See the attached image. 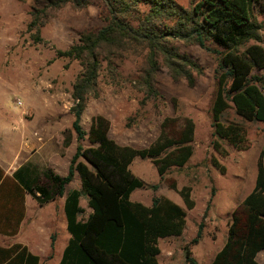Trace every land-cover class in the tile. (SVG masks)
<instances>
[{
	"label": "trees",
	"instance_id": "16d2710c",
	"mask_svg": "<svg viewBox=\"0 0 264 264\" xmlns=\"http://www.w3.org/2000/svg\"><path fill=\"white\" fill-rule=\"evenodd\" d=\"M92 0H35L28 30L39 33L49 12L67 4L86 8ZM106 7L105 25L87 31L59 57L80 62L83 70L73 84L74 117L72 129L77 136L76 153L66 176L53 169L39 170L23 164L13 176L0 167V236L18 233L25 216L26 196L44 205L65 197L64 213L70 235L58 264H159L162 239L180 237L186 228V210L166 196H155L151 205L131 200L141 188L154 190L136 177L131 165L136 158L149 159L161 178L172 168L184 167L194 154L195 123L188 117L165 118L155 141L146 148L122 145L110 136V121L96 115L89 132L81 122L90 95L95 93L103 69L116 71L119 61L130 55L145 54L142 76L137 83L146 99L157 95L155 75L166 67L175 80L186 79L195 85L199 65L175 46V40L193 43L216 56V93L212 105L213 149L226 155L222 142L237 150L249 147L242 122L264 125L263 0H198L190 8L175 0H102ZM140 5L149 10L141 12ZM135 23V24H133ZM39 35V34H37ZM38 41L40 37L36 38ZM106 66V68H104ZM233 109L236 120L225 122L224 115ZM88 138L90 146L81 144ZM65 143H71V136ZM212 164L225 173L226 168L213 157ZM76 172L81 189L67 190ZM188 209L195 206L191 188L178 190ZM87 198L92 212L82 218L80 205ZM204 234L200 223L191 245ZM55 248V236L52 238ZM264 251V160L260 157L254 189L232 212L228 236L212 264H261L257 256ZM188 264H199L185 248ZM40 257L21 244H0V264H40Z\"/></svg>",
	"mask_w": 264,
	"mask_h": 264
},
{
	"label": "rangeland",
	"instance_id": "374dc122",
	"mask_svg": "<svg viewBox=\"0 0 264 264\" xmlns=\"http://www.w3.org/2000/svg\"><path fill=\"white\" fill-rule=\"evenodd\" d=\"M175 1L190 9L198 0ZM34 2L0 0V161L6 163L10 172L28 156L29 150L36 149L28 147L29 138L36 131L42 134L38 141L47 144L51 156L58 152L63 159L71 158L70 150L78 145L72 129L73 119L70 121L73 118L70 112L74 104L73 84L83 68L79 61L59 57L57 52L76 44L83 32L97 31L105 25L103 1L92 0L86 8L67 4L52 10L39 33L36 29L29 31ZM139 9L143 13L149 7L140 5ZM257 18L263 23L261 44L264 46V14L258 13ZM37 37H40L39 41ZM173 42L182 54L192 58L200 67L201 71L194 74V86L184 78L175 80L166 67H161L155 75L157 95L147 100L137 83L142 76L146 53L130 55L119 61L116 71L103 69L95 91L97 95L89 96L81 125L89 132L92 118L102 115L111 123V138L119 144L141 149L157 139L165 118L188 117L194 121V154L184 167L172 168L161 178L149 159L136 158L133 161L132 173L149 186L159 184V188L137 189L131 200L149 206L155 196L169 195L187 212L183 234L159 241V264H188L186 247L199 264H212L226 242L232 212L254 189L258 161L261 156L264 160V125L242 122L248 149L237 150L223 141L226 155L217 153L211 145L216 56L193 43ZM255 73L264 76V69ZM223 120H236L233 109L228 110ZM68 136H71L69 145L65 143ZM81 144L84 148L91 145L87 137ZM23 147L29 149L23 151L27 155L20 158L18 152ZM213 157L226 168L225 173L212 164ZM39 167L41 170L51 169L44 162ZM174 184L178 190L186 186L191 188V198L195 202L193 209H188L178 191L172 189ZM81 187V177L76 172L67 189ZM81 205L85 209L82 214L85 219L92 211L86 197L82 198ZM48 207L56 216L54 235L58 242H64L67 230L62 199L53 201ZM202 222L203 237L199 243L191 245ZM12 242V238L0 239L3 246ZM260 259L264 263V257Z\"/></svg>",
	"mask_w": 264,
	"mask_h": 264
},
{
	"label": "crops",
	"instance_id": "0c3cea01",
	"mask_svg": "<svg viewBox=\"0 0 264 264\" xmlns=\"http://www.w3.org/2000/svg\"><path fill=\"white\" fill-rule=\"evenodd\" d=\"M72 119L74 120V117L73 118L71 117L70 121H72ZM39 138L40 139L42 138V134L40 133V131H36L33 134H31V137L29 138V142H28L29 145L28 147L30 149L31 148H36V149L34 151L29 150L27 157H25V155H27L26 152L23 153V151H27V149L29 148L23 147L22 150L20 149L21 152L20 151L18 152L19 154L18 156L20 158L25 157V159L18 165L17 168L13 170V172H10L8 168H6L5 162L0 161V167L4 170L5 175L13 176L14 172L18 168H20L23 164L26 163H31L39 170H41L39 166L42 165L43 162L47 166L49 165L51 169L55 168L54 169L55 173H57L60 176L64 177L68 174L70 161H71L70 159H72L73 155L76 153L77 147L72 151L70 150V156H71L70 159L67 157L63 159L61 154L58 152H54L53 156H51V152L49 153L47 151L48 150L47 144L40 143L41 140L39 142L38 141ZM60 143L61 145H63L62 141ZM74 189H78V188H74ZM171 198L174 201L175 198H173V196H170V199ZM61 199H62V211L65 221V229L67 230V222L64 213L65 197ZM52 202L53 201L46 203L44 205H40L33 197L27 195L25 202V216L20 224L18 233L12 237L0 236V239L1 237H3L4 239L12 238L13 242L10 245L21 244L22 246L27 247L30 253L40 257L41 259L40 264H58L62 258L64 249L68 244L70 235L67 231L64 242H58V239L55 237V248H53L52 238L55 236L54 226L56 222V216L53 213L51 207H48ZM177 202L179 203V201ZM261 257H264V251H261L257 256L258 261L261 264H264L260 259Z\"/></svg>",
	"mask_w": 264,
	"mask_h": 264
},
{
	"label": "built area",
	"instance_id": "2783aa9c",
	"mask_svg": "<svg viewBox=\"0 0 264 264\" xmlns=\"http://www.w3.org/2000/svg\"><path fill=\"white\" fill-rule=\"evenodd\" d=\"M19 104H21V102H19Z\"/></svg>",
	"mask_w": 264,
	"mask_h": 264
}]
</instances>
